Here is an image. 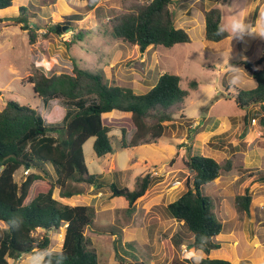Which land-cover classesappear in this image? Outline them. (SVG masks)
Wrapping results in <instances>:
<instances>
[{
    "label": "rangeland",
    "instance_id": "rangeland-1",
    "mask_svg": "<svg viewBox=\"0 0 264 264\" xmlns=\"http://www.w3.org/2000/svg\"><path fill=\"white\" fill-rule=\"evenodd\" d=\"M123 1L97 0L94 8L86 12L87 1L58 0L38 7L35 0H14L12 9L0 11V109L9 100H16L37 108L45 123H62L73 107L58 98L45 104L28 79L37 70L49 75L73 74L75 64L91 70L101 68L111 84L130 87L136 93L147 92L166 72L182 76L181 86L185 89H190V81L196 80L197 90L191 91L173 121L166 122L164 135L153 144L123 147V130L126 144L135 131L131 114L115 110L103 114L104 124L111 128L114 151L98 157L93 148L94 137L84 145L89 170L100 175L102 187L73 185L82 193L65 199L56 188L54 197L72 206L92 205L97 225L110 224L122 231L127 227L126 235L86 229L102 262H117L122 256L134 264L142 260L146 264H191L193 260L186 258L187 253L195 249L187 241L185 245L176 241L181 234L191 237L190 231L175 219L164 217L162 208L186 191L185 180L193 175L186 166L190 154L211 156L219 162L231 158L234 170L223 173L202 189L214 198L216 212L225 223L219 237L222 247L209 255L233 264H264V181L251 182L248 177L250 172L264 171V126L260 122L263 111L259 104L242 108L235 101L237 87L247 91L257 85L240 62L264 56V37L259 35L264 26L263 0H173L175 24L188 31L191 41L169 48L149 46L144 52L110 34V20L133 0ZM20 6L27 8L28 19L39 26L34 43L29 41L28 30L19 23ZM212 7L222 10V23L228 31L231 23L239 20L246 26L245 32L233 36L229 31L227 39L207 42L204 12ZM58 27L61 31L55 32ZM79 33L82 39L77 37ZM263 65L264 62L258 68ZM218 135L223 136L216 138ZM29 170L20 169L16 180L21 183ZM48 171L46 174L40 170L45 180L54 179L56 173L51 165ZM147 173L154 178L153 183L137 202L136 210L129 214L128 201L124 197H111L110 185L115 182L133 189L136 177ZM247 187L253 197L251 214L238 209L235 202L236 196L244 194ZM154 219L162 229L170 226L180 233L172 239L155 235L154 239L155 224L144 229L138 227ZM0 225L5 228L4 223ZM139 228L146 231L144 235H130V229L140 231ZM44 231L37 229L33 234L42 236ZM63 233L64 229L50 233L53 239L50 252L61 250ZM168 249L172 251L169 253ZM43 257L26 253L8 261L40 264Z\"/></svg>",
    "mask_w": 264,
    "mask_h": 264
},
{
    "label": "trees",
    "instance_id": "trees-1",
    "mask_svg": "<svg viewBox=\"0 0 264 264\" xmlns=\"http://www.w3.org/2000/svg\"><path fill=\"white\" fill-rule=\"evenodd\" d=\"M35 1L40 7L55 4L58 0ZM78 1H87L86 12L97 3V0ZM172 2L133 0L110 20V34L138 46L142 52L149 46L169 48L190 42L188 31L175 24ZM13 7L14 0H0V11ZM19 8L22 12L18 17L19 23L28 30L29 41L34 43L39 26L28 19L25 6ZM204 15L207 42L218 43L230 36L223 26V13L219 7L206 10ZM59 31L60 27L55 30ZM77 37L82 39L83 35L79 33ZM262 62L264 56L257 60H241L242 67L257 81V85L247 91L237 87L235 101L242 108L259 104L263 111L260 122L264 126V65L258 68ZM182 79L178 74L166 72L147 92L136 93L130 87L111 84L101 68L91 70L76 64L73 74L49 75L37 70L29 77L34 92L43 98L45 104L58 98L73 109L62 123L49 124L45 123L37 108L16 100H9L0 109V222L9 225L7 228L0 225V264H9V259L26 253L44 255L40 264H134L122 256L117 262L100 261L86 229L92 227L112 235L122 234V229L110 224L97 225L92 205L63 203L54 197V192L59 188L60 197L71 198L82 193L73 185L85 183L98 189L102 187L100 175L89 170L84 145L94 137L93 148L98 157L114 151L109 135L111 128L103 122L105 113L115 110L131 114L135 131L126 144L123 130V147L157 142L168 127L166 122L173 121L191 91L198 88L196 80L190 81V89L183 88ZM245 119L247 121V115ZM49 165L55 170L56 177L45 180L40 170L49 173ZM27 166L30 170L20 183L16 174L22 168L26 170ZM186 166L193 174L185 180L187 189L176 200L163 206L162 214L167 219L183 222L190 231L192 236L181 234L177 244H186L187 241L195 250H201V237L206 238L202 246L206 256L200 264H233L228 259L209 256L212 250L221 247L215 237L224 232V223L216 212L214 198L202 191L204 186L213 183L223 173L232 172L233 160L227 158L219 162L211 156L190 154ZM248 177H251V182L264 181V171L250 172ZM153 180L150 173L138 175L133 189L111 183V197H124L129 206L126 210L131 214L136 210L137 202L147 194ZM38 181H41L38 183L40 186L34 189ZM252 201L249 187L235 198L237 208L249 214L252 212ZM13 224L19 226L12 227ZM37 229H44V234L35 236L33 232ZM63 229L61 250L50 252L53 244L50 233ZM136 263L146 264L144 260Z\"/></svg>",
    "mask_w": 264,
    "mask_h": 264
},
{
    "label": "crops",
    "instance_id": "crops-1",
    "mask_svg": "<svg viewBox=\"0 0 264 264\" xmlns=\"http://www.w3.org/2000/svg\"><path fill=\"white\" fill-rule=\"evenodd\" d=\"M262 5H264V2H263V4ZM65 199V198H64ZM176 222H179V221H177V220H175ZM182 225H183V222H180ZM223 223H224V221H223ZM153 224H155V229H154V231H153V238L154 239H157L155 236H158V238H161V237H163V236H167V237H169L170 239H172L177 233L179 234L180 232H176L177 230H172V228L169 226V227H164L163 229H162V227L160 226V224L158 223V221L156 220V219H154L151 223H149V221H148V223L147 224H141L140 226H138V227H142V229H144V228H148V226L150 227V226H152ZM225 224V223H224ZM130 226H132V225H130ZM124 227H126V226H124ZM123 227V228H124ZM135 228L137 227V226H134ZM224 229H225V226H224ZM131 230V232H130V235H132V234H137V235H144V232H146L145 230H143V231H141V229L139 228V230L140 231H135V230H137V229H135L134 231H132V229H130ZM181 230H183V229H181ZM123 232H125V235L127 234V232H129L128 230H127V227L125 228V230L123 231ZM147 233L148 234H150V232L147 230ZM158 234H160V235H158ZM165 234V235H164ZM222 234V233H221ZM220 234V235H221ZM155 235V236H154ZM220 235H218L217 237H215V240L221 245V247H222V244L220 243V241H219V237H220ZM62 237H63V239H64V233L62 234ZM151 241V238L149 237V242ZM62 242H63V240H62ZM183 245H185V244H183ZM182 245V246H183ZM219 249V248H218ZM217 250V249H216ZM172 250H169L168 249V252L170 253ZM199 251H201V250H199ZM215 251V250H214ZM214 251H212V252H214ZM202 253L204 254V255H206L203 251H202ZM172 254V253H171ZM167 255V254H166ZM210 256V255H209ZM166 257V256H165ZM212 257V256H211ZM43 259V258H42Z\"/></svg>",
    "mask_w": 264,
    "mask_h": 264
},
{
    "label": "clouds",
    "instance_id": "clouds-1",
    "mask_svg": "<svg viewBox=\"0 0 264 264\" xmlns=\"http://www.w3.org/2000/svg\"><path fill=\"white\" fill-rule=\"evenodd\" d=\"M261 19L264 20V12H262L261 14ZM246 30V26L243 24L242 21H239V20H235L231 23V26H230V33L233 35V36H237L238 33H244ZM252 31H255V29H253ZM259 35L261 37H264V26L261 27L260 31H259ZM242 37V35H241ZM28 169V167H27ZM29 172V171H28ZM79 195V194H77ZM0 223H3V222H0ZM9 225H5V228H7ZM19 225H15L13 224L12 227H18ZM202 239V244H201V251L200 252H197L196 250H193V251H190L187 253V257L188 259H191L193 260L194 264H200V262L202 261L203 259V254H202V246H203V241L206 239L205 237H201ZM66 258V257H65ZM27 264H29V262H27Z\"/></svg>",
    "mask_w": 264,
    "mask_h": 264
},
{
    "label": "built area",
    "instance_id": "built-area-1",
    "mask_svg": "<svg viewBox=\"0 0 264 264\" xmlns=\"http://www.w3.org/2000/svg\"><path fill=\"white\" fill-rule=\"evenodd\" d=\"M186 251H187V249L185 248V249H184V252H186Z\"/></svg>",
    "mask_w": 264,
    "mask_h": 264
},
{
    "label": "water",
    "instance_id": "water-1",
    "mask_svg": "<svg viewBox=\"0 0 264 264\" xmlns=\"http://www.w3.org/2000/svg\"><path fill=\"white\" fill-rule=\"evenodd\" d=\"M28 167V166H27Z\"/></svg>",
    "mask_w": 264,
    "mask_h": 264
}]
</instances>
